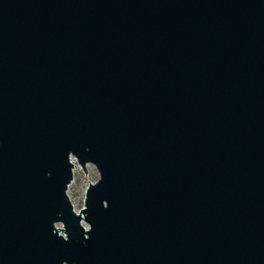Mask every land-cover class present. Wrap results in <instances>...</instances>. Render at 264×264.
I'll use <instances>...</instances> for the list:
<instances>
[{
	"label": "water",
	"instance_id": "water-1",
	"mask_svg": "<svg viewBox=\"0 0 264 264\" xmlns=\"http://www.w3.org/2000/svg\"><path fill=\"white\" fill-rule=\"evenodd\" d=\"M0 264H264V0H0Z\"/></svg>",
	"mask_w": 264,
	"mask_h": 264
},
{
	"label": "rangeland",
	"instance_id": "rangeland-1",
	"mask_svg": "<svg viewBox=\"0 0 264 264\" xmlns=\"http://www.w3.org/2000/svg\"><path fill=\"white\" fill-rule=\"evenodd\" d=\"M86 171V173H83L79 166L74 169V182L70 186L69 191H67L71 204L76 211L83 206L84 192L88 183L95 182L98 177L97 171L93 165L87 164Z\"/></svg>",
	"mask_w": 264,
	"mask_h": 264
},
{
	"label": "built area",
	"instance_id": "built-area-1",
	"mask_svg": "<svg viewBox=\"0 0 264 264\" xmlns=\"http://www.w3.org/2000/svg\"><path fill=\"white\" fill-rule=\"evenodd\" d=\"M72 161L74 162V160H73V159H72ZM73 172H74V170H73ZM73 182H74V177H73V180L71 181V183L68 185L67 191H69V189H70V186L73 184Z\"/></svg>",
	"mask_w": 264,
	"mask_h": 264
}]
</instances>
